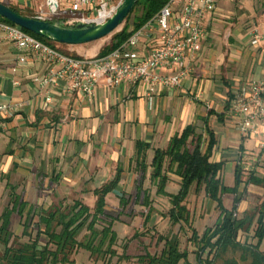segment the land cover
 I'll use <instances>...</instances> for the list:
<instances>
[{"label":"crops","instance_id":"1","mask_svg":"<svg viewBox=\"0 0 264 264\" xmlns=\"http://www.w3.org/2000/svg\"><path fill=\"white\" fill-rule=\"evenodd\" d=\"M213 1L215 11L206 21L207 38L197 57L186 62L187 73L179 86L156 88L151 96L143 85L129 83L109 88L100 82L90 99L67 91L63 84L40 89L31 79L43 72V63L28 58L19 65V54L12 44L0 40V105H23L21 111L3 121L0 133V202L4 198L10 202V195L15 194L36 211L72 200L92 209L96 201L93 191L117 173L120 182L105 199L107 209L117 208L118 197L125 193L136 195L139 190L149 195L147 189L151 188L156 195V186L150 181L153 153L165 150L170 139L189 125L196 126L202 138L206 139L205 127L213 133L210 160L221 162L222 169L227 167L232 174L240 164L242 183L236 216L240 218L264 202L262 137L258 133L239 135L226 108L239 86L259 80L264 73V0ZM0 3L19 9L27 5H19V0ZM252 29L261 35L255 46L250 45ZM152 46L153 42L142 39L136 50L142 53ZM67 50L85 58L82 45ZM153 73L173 75L166 69ZM47 97L51 104L43 110ZM137 143L150 146L145 153L144 175L136 164ZM166 177L165 192L169 194L167 188H179V179L168 171ZM249 177L263 183L255 185ZM112 198L115 203L109 207ZM232 201V195H225L223 207L230 210Z\"/></svg>","mask_w":264,"mask_h":264},{"label":"trees","instance_id":"2","mask_svg":"<svg viewBox=\"0 0 264 264\" xmlns=\"http://www.w3.org/2000/svg\"><path fill=\"white\" fill-rule=\"evenodd\" d=\"M168 1L139 0L117 28L118 30L121 27L120 31L116 30L109 35V44L103 46L95 57H104L117 49L133 32L156 15ZM8 7L20 15L32 18L12 6ZM137 10L138 14L134 15ZM0 21L10 24L2 18ZM24 32L57 49L58 44L27 31ZM68 56L79 58L75 54ZM204 124L206 125V122ZM205 134L206 139L197 132L196 126L189 125L180 135L170 139L165 150L154 151L150 163L152 169L150 181L156 186V195L168 199L170 209L166 216L174 226L181 223L189 224L190 217L184 202L192 187L195 190L203 188L204 197L212 202L218 211V217L212 227L204 229L199 236L192 231L189 238L198 264H264V202L251 212L244 213L240 218L236 216L235 210L239 202L238 188L242 183L240 164H236L233 172V186H224L220 178L223 164L210 160L215 145L214 135L208 127H205ZM149 148L148 144L137 143L136 164L143 175L147 169L145 153ZM167 171L172 172L179 179L178 191L173 195L165 192ZM249 181L255 185L263 183L262 180L254 177H249ZM119 182L120 174L117 173L111 181L94 190L93 196L96 201L92 209L80 200H72L70 203L59 202L47 210L36 211L27 206V203L20 201L17 195L11 194L9 207L0 214V246L2 247L0 264H74L69 260V256L76 250L86 251L91 256L107 257L108 260L116 257L118 261H129L132 257L126 255V244L122 247L121 255H117L114 249L117 237L112 230V223L115 219L106 210L105 199L113 193ZM227 194L233 196L230 210L224 208L222 204V199ZM142 195L143 206L147 209L144 224H147L153 209L148 194ZM139 196L140 191L137 190L135 202L138 201ZM128 204L124 195L118 197V208L121 211ZM13 214L20 219L21 237L27 239L16 247L9 245L13 237L9 230L10 218ZM101 222L105 225L97 229V224ZM82 232H85L83 241H77ZM250 232L255 243L248 242L247 235ZM241 236H245L243 241L240 240ZM132 238H137V233ZM156 244H162L160 253L153 255L145 253L137 256L135 257L137 264H188L187 250L180 249L176 235L159 236Z\"/></svg>","mask_w":264,"mask_h":264},{"label":"built area","instance_id":"3","mask_svg":"<svg viewBox=\"0 0 264 264\" xmlns=\"http://www.w3.org/2000/svg\"><path fill=\"white\" fill-rule=\"evenodd\" d=\"M68 10L73 13L92 12L90 17L61 21L65 26L76 23L100 24L110 18L116 8H108V0H66ZM60 8L59 0H46L44 11L33 18L38 21L56 20ZM215 11L213 0H169L149 21L117 49L100 58H74L47 46L21 28L0 21V40L9 41L18 52L17 63L23 65L28 58L39 60L44 65L40 75L31 81L40 89L63 84L69 92H77L91 98L97 85L103 82L113 88L122 83L143 85L151 96L156 88L172 89L179 86L187 73L186 62L197 57L201 44L207 38L206 21ZM102 16L101 21H98ZM250 45L261 39L257 29L250 32ZM142 39L154 46L139 53L136 48ZM166 69L173 75H156L153 72ZM51 104L47 97L42 106L46 110ZM21 103L0 105V133L3 121L21 111ZM227 113L234 121L239 135L260 134L259 144L264 149V73L257 81L242 84L227 101Z\"/></svg>","mask_w":264,"mask_h":264},{"label":"rangeland","instance_id":"4","mask_svg":"<svg viewBox=\"0 0 264 264\" xmlns=\"http://www.w3.org/2000/svg\"><path fill=\"white\" fill-rule=\"evenodd\" d=\"M19 5H26L25 8L19 9L18 6H15L19 12L30 15L34 18L37 13L41 10L44 11L46 0H19ZM29 1V3H26ZM122 0H108V8H117V6L121 3ZM60 8L59 13L56 19H62L64 21L69 19H79L81 17H90V12H82V13H73L68 10V2L66 0H59ZM138 14V10L134 13V15ZM121 27L117 30L119 32ZM110 36L104 39H101L97 42L82 45L84 49L82 55L85 58L93 57L98 53L103 46L109 44ZM70 46H61L56 45V48L68 55H74V53L69 52ZM74 47V46H72ZM247 175L243 176V179H246ZM220 178L222 183L226 187H230L233 185V174L228 171L227 167H224L220 173ZM140 181V180H139ZM141 185L147 186V183L140 181ZM149 192L148 197H150V206L153 209L149 221L147 224H144V218L147 213V209L141 205V201L143 199L142 194L138 197V201L135 202L134 192L125 193L124 196L128 200L129 204L127 207L121 211L117 208H110L108 213L112 215L115 221L112 223V230L116 233L117 242L114 246V249L117 255H121L123 253L122 247L124 244L127 245L126 255L132 257L129 261H118L117 258H112L108 260L107 257L103 258L101 256H91L88 252L83 250H76L69 256V260L73 261L74 264H137L135 257L144 255L148 253L150 255L159 254L162 249V244H156L157 238L159 236H169L176 235L179 240V245L181 250H187L188 253V264H198L196 259L194 258V248L189 238L191 236L192 231H195L199 236L202 234L204 229L212 227L218 217V211L211 207L208 202H206L203 188L195 190L194 187L191 188L189 196L184 202V205L189 213V224H178L172 225L167 218V212L170 209V204L166 199H160L159 197H155L153 189H147ZM167 191L170 195L176 194L177 189H173L172 187H168ZM0 198H2L0 194ZM112 201L115 203V199L108 201L109 207L112 205ZM262 202H259L257 205L253 206V208L247 210L245 213L251 212L256 207H258ZM228 201L225 200L224 205L227 206ZM10 205V202L6 198L0 202V214L3 210ZM36 220V218H35ZM108 222V221H107ZM106 222V223H107ZM105 223L101 222L97 224V229H101ZM10 232L13 237L10 240L9 245L11 247H16L18 244L25 242L27 239L21 237V226L20 219L16 214H13L10 218ZM137 233V238L133 239V235ZM34 234V233H33ZM85 232H82L77 241H83V237ZM245 236H241L240 240L243 241ZM248 242L255 243V240L252 239V232L248 235ZM2 254V247L0 246V255ZM204 259V257H203Z\"/></svg>","mask_w":264,"mask_h":264},{"label":"water","instance_id":"5","mask_svg":"<svg viewBox=\"0 0 264 264\" xmlns=\"http://www.w3.org/2000/svg\"><path fill=\"white\" fill-rule=\"evenodd\" d=\"M139 0H122L114 14L100 24L76 23L65 26L61 21H38L13 11L0 3V18L37 37L64 46H81L108 37L123 23Z\"/></svg>","mask_w":264,"mask_h":264},{"label":"bare ground","instance_id":"6","mask_svg":"<svg viewBox=\"0 0 264 264\" xmlns=\"http://www.w3.org/2000/svg\"><path fill=\"white\" fill-rule=\"evenodd\" d=\"M102 16L99 17L98 21H101Z\"/></svg>","mask_w":264,"mask_h":264}]
</instances>
